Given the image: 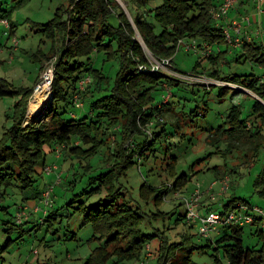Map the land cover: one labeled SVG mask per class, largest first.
Wrapping results in <instances>:
<instances>
[{"label":"trees","instance_id":"16d2710c","mask_svg":"<svg viewBox=\"0 0 264 264\" xmlns=\"http://www.w3.org/2000/svg\"><path fill=\"white\" fill-rule=\"evenodd\" d=\"M113 1L117 3L116 0H79L76 3L75 0H70L67 8L58 9L50 21L40 24V30L53 44L48 53L38 52L41 59L38 54H34V57L39 58L42 63L45 59L57 57L51 87L53 98L50 101L52 109L49 119L28 121V102L36 86L13 89L6 79L0 77V96H14L21 92V98L16 102L13 124L5 130L0 139V203L10 191L24 192L33 188L37 177L43 174L42 170L46 166V146L50 152H54L58 147L63 149L73 160V165H76L78 159L92 158L101 148L106 147L103 158L101 157L106 170L96 178L99 187L106 191L105 199L88 208L84 205L77 208L83 211L86 208V220L93 227L91 239L99 243L80 264H127L129 261L140 260L144 250L149 248L153 240L159 241L156 254L158 264H199L193 262L192 256L195 250H203L204 247L214 251L212 264H222L221 256L226 257L228 264H264V229H261L264 227V217L260 215H254L251 224L223 225L230 227L231 232L217 239L212 237V233L211 236L205 237L198 232V238L207 239L205 246L195 243V235L185 230L179 233V240H172L164 233L165 228L153 226V219L165 217L166 213L158 207L165 201L168 193L181 192L189 180V175L185 172L176 174L177 156L173 155L167 159L164 168L171 177H175L173 183L159 187L144 183L141 186L142 198L153 202L158 209L156 213L141 211L139 204L131 199L127 200L121 189L116 188L130 167L135 163L141 165L142 161H147L155 155V145L166 134V125L169 123L164 121V113L172 111L171 102L155 103V93L173 83L171 77L161 70L151 69L149 54L137 40L134 26L127 19L125 12L115 11ZM134 1L140 8L147 2ZM249 1L243 0L241 3ZM73 3L75 6L70 9ZM216 7L212 0H163L162 4L152 11L138 12L134 23L150 54L159 60L171 57L173 63L180 39L198 38L200 48L204 44L210 46L214 42H225L223 27L220 23H215L211 13ZM148 13H152L156 23L150 21ZM113 14L117 16L118 25L110 22V16ZM156 24L161 28L159 32L156 30ZM9 32L12 33L13 29L10 28ZM59 34H63V43L57 48L55 40ZM242 46L245 53L238 56L251 58L264 66L262 44L244 41ZM56 52L58 55L53 54ZM100 52H105L109 58H117L120 63L115 82L110 88L104 86L109 82V78L93 65L91 58L93 53ZM219 55L207 56L213 66L217 64ZM211 75L252 90L264 101V80L254 74L235 73L221 77L219 71L213 68ZM87 78L90 80L83 82ZM220 88L221 93H224L226 88ZM103 90H108V94L95 97ZM63 101L75 108H80L88 102L90 114L93 116L89 118V114H85L78 118L76 113L72 112L71 118L65 119L58 111V104ZM241 104L230 106L224 124L210 129L207 142L218 148L224 144L226 152L233 149L244 151L249 160L257 155L264 142V103L256 99L245 118ZM179 121L180 118H175L170 123L178 126ZM219 150L222 151L220 148ZM90 167L88 164L87 168ZM227 174L217 167L214 182H220ZM258 174L256 185H264V165ZM61 181L60 175L59 183ZM231 184L229 179V188L222 194L228 193ZM50 185L47 184L41 192L24 197L25 202L18 205L16 214L8 220L9 225L20 227L30 221L36 222L35 218L33 219L35 212L43 213L42 223L49 221L47 219L50 218L49 212L54 200L52 197V204L46 207L42 199L43 192ZM260 193L264 195V187ZM184 198L180 201L184 204L185 211L177 217L176 223L184 220L187 227L191 228L195 223L189 224L187 221ZM28 199H38L40 202L30 206ZM205 199L199 207L201 214L214 211L211 204L213 200L208 197ZM242 204L247 208V212L252 214L249 209L254 207L233 197L224 204V210L219 212L225 214ZM36 206H40V210L33 211ZM0 208L7 209L2 205ZM246 225H256L260 241L257 247L245 246L243 228ZM146 228L151 229L147 232ZM218 230L219 227L216 231Z\"/></svg>","mask_w":264,"mask_h":264},{"label":"rangeland","instance_id":"374dc122","mask_svg":"<svg viewBox=\"0 0 264 264\" xmlns=\"http://www.w3.org/2000/svg\"><path fill=\"white\" fill-rule=\"evenodd\" d=\"M69 1L0 0V60L2 61L0 64V77L6 79L13 89L32 88L43 83L49 60L45 59L40 69L41 57L38 52L48 53L52 48L53 41L40 30V24L50 21L58 9L67 8ZM119 1L116 0L117 3L113 1L115 11L117 13L125 12L127 19L135 28L137 40L141 42L143 48L155 61L141 39L140 32L134 23V17L138 12L152 11L162 4L163 0H147L141 8L136 6L134 0ZM212 2L214 5H218L221 0H212ZM2 19H6L10 27L3 24ZM149 19L155 22L152 13L149 14ZM110 22L118 25L117 16L111 15ZM156 27L159 32L161 30L160 26L156 24ZM10 28L13 29L12 33L9 32ZM248 31L256 30L248 29ZM260 31H262L261 27ZM61 35L63 34H59L55 40L57 48L63 43V36ZM252 38L251 42L264 46L262 36L254 35ZM185 40L200 42L198 38H185ZM210 49L214 56L220 53V58L214 66L202 51H187L184 46H180L173 57V63H171L177 71L204 77L196 78L193 80L194 82L186 83L183 79H180L181 77L177 71L163 67V73L168 77L172 76L170 80L173 85L170 87L167 85L165 89L158 90L155 93V103L161 104L163 102V104H167L171 102L172 111H165L166 113H164V121H169L166 125V134L157 141L155 155L147 161H142L141 165L135 163L128 169L126 176L122 177L116 185V188L121 189L127 200L131 199L139 204L141 211L156 213L159 209L165 212L164 218L153 219L152 224L155 228H165L164 233L172 240H179V233L185 230L195 235L193 237L195 243L203 246L208 241L205 238L196 236L199 232L198 222L188 228L184 220L176 223V219L185 211V206L180 201L182 197H188L198 185L201 188L200 190H208L216 180L215 171L217 167L221 172L228 173L226 177H230L232 184L227 194H221L220 182L215 183L213 193L216 198L211 202L214 211H223L224 204L228 203V200L232 197L237 198L241 203L264 209V195L260 193L264 185H256L258 173L264 165V142L257 155L249 160L244 151L233 149L226 152L224 151V144L220 145L219 148L222 150L220 151L218 147L207 142L210 129L224 124L225 117L232 104L239 105V103H242V115L245 118L250 113L249 111L256 99L262 101L252 90L212 76V69H217L221 77L235 73H251L264 80V66L251 58L245 59L238 56V54H241V50L232 54L230 51L235 48L229 46L226 41L214 42L210 44ZM34 54H38L40 59L34 57ZM53 54L58 55V52ZM91 58L93 65L102 70L109 78V82L105 83L104 86L110 88L114 84L120 68L119 60L115 57L109 58L105 52L93 53ZM164 59L171 60L172 58ZM162 64L163 62L161 66H163ZM53 77L54 73L52 82ZM220 87L226 88L224 93H221ZM36 92L34 90L29 98L27 115L30 104L35 102ZM108 92V90H103L100 95L98 94L95 97L108 94ZM20 98L21 92L14 96H0V139L3 137L5 130L13 124L16 102ZM47 105L39 116L29 122L49 119L52 104L49 102ZM58 111L65 119H70L72 112L76 113L78 118L83 117L85 114H89L88 117L91 118L92 115L90 114L88 102L80 108H75L63 101L58 104ZM175 118H180L178 126H173L170 123ZM105 150L106 147H103L92 158L78 159L76 165H73V160L66 155L63 149L58 147L54 152H50L49 147H45L47 154L46 166L56 163L60 169L56 172L47 173L44 172V168L42 170L43 174H39L33 188L24 192L19 190L10 191L0 203V205L7 207V209L0 208V246L2 247L0 250V264H37L40 262L80 264L89 256L99 243L97 240L91 239L93 227L86 220L85 212L86 208L98 204L101 199H105L106 191L104 188L99 187V182L96 180L97 175L106 170L104 162L101 161ZM173 155L178 157L175 166L176 174L179 175L185 172L189 175V180L181 192L174 194L172 191L168 193L165 201L157 209L152 201L142 198L141 186L144 183H148L152 187L173 183L175 177H171L164 170L168 162L167 159ZM88 164L91 165L90 168H87ZM58 175L62 177L60 183ZM47 184L54 185L52 193L54 203L53 207L50 208V218L47 219L49 221L42 223L43 213L35 212L34 214L31 213L30 216L33 214V219L35 218L34 221L36 222L30 221L20 226L22 229L9 225L8 220L16 214L18 205L24 201L23 198L31 196L34 192H41ZM206 197L208 196L203 195L201 199L203 200ZM27 202L31 204L30 206H33L32 204L35 205L40 201L38 199H28ZM83 205L86 207L84 211L77 209ZM29 209L28 212L30 213ZM249 210L253 215H260L251 208ZM52 214L55 216H51ZM149 229L146 228L145 231L149 232ZM261 229H264V227H261ZM256 231V225L244 226L243 239L245 246H258L260 241ZM227 232H231V228L221 225L218 232H212V237L217 239ZM158 242V240H153L149 248L144 250L143 257L140 260L129 261L127 264H158V256L156 255ZM213 253V249L209 247H204L203 250H195L192 260L199 264H212ZM221 260L222 264H228L226 257L221 256Z\"/></svg>","mask_w":264,"mask_h":264},{"label":"built area","instance_id":"2783aa9c","mask_svg":"<svg viewBox=\"0 0 264 264\" xmlns=\"http://www.w3.org/2000/svg\"><path fill=\"white\" fill-rule=\"evenodd\" d=\"M79 0H75V3ZM119 1V0H118ZM120 2V1H119ZM75 3H73L70 6V9H73L75 6ZM121 3V2H120ZM236 0H224L218 7L213 8L211 10V13L213 15V18L215 21H218L223 17L227 16L229 11L235 7ZM1 22L5 24L7 27L9 26V23L6 19H2ZM251 18L249 16H242V18L239 19H233L231 20L226 26L223 27V33L225 37V41L229 46L233 48L241 47L244 43V41H248L251 43L253 40L252 36L256 35L259 36L260 29L257 31H243V27L251 24ZM219 25V24H217ZM180 46H184L187 51L191 50H200L203 52L204 55L208 56L212 54V51L210 49V46L207 44L203 45V48L201 49L198 45V43L195 40L192 41H186L185 39H180L178 44V49ZM154 57V56H153ZM155 58V57H154ZM57 57H53L49 60V64L47 66L46 72L50 71L51 75L54 73V67L56 63ZM153 58L149 56V61L151 63V69L152 70H161L163 72V67L165 68H172L173 70L177 71L176 68L171 63L170 59H156L155 61L151 62ZM163 62V66H161V63ZM141 68H143L141 66ZM180 79L186 83L194 82L193 80L196 78H204L201 76H195L191 73H183L179 72ZM172 77V76H171ZM90 79L87 78L83 82H88ZM52 82V80H51ZM82 82V83H83ZM39 84L35 87V91L37 90ZM59 166L56 165V163L52 165H47L45 167V171L47 173L56 172L58 171ZM60 179V175H58V181ZM216 182H213L208 190L202 191L200 190V186L198 185L197 188L188 196L184 198V202L186 205V217L189 224L197 223L199 225V233L205 237L211 236V233L213 231H216L220 225H232V224H251L254 220V215L247 212V208L242 205H237L235 208L231 209L230 211L226 212L225 214H222L218 211H209L205 214H201L199 211V207L201 204V197L203 195L208 196L209 200H214L216 195L213 193L214 185ZM221 185V194L224 192H227L229 188V178L225 177L220 181ZM54 185H50L45 189L43 192V199L42 203L43 205L50 206L52 204V193H53ZM254 211L258 212L260 216L264 217V209L260 207H254ZM40 210V206L35 207V211Z\"/></svg>","mask_w":264,"mask_h":264},{"label":"crops","instance_id":"0c3cea01","mask_svg":"<svg viewBox=\"0 0 264 264\" xmlns=\"http://www.w3.org/2000/svg\"><path fill=\"white\" fill-rule=\"evenodd\" d=\"M224 0H221V2H219V4L217 5V7L223 2ZM241 1L243 0H236V4L235 7L232 8L228 15L225 17L223 16L219 22L215 21L216 24H221L222 26H226L231 20L233 19H240L242 18V16H249L251 18V24L244 26L243 27V31H248V29H253V30H258L262 29V31H260V37L262 36V38L264 39V0H250L249 2L245 3H241ZM257 28V29H255ZM239 48V49H238ZM237 49H232V54L234 52H240L238 50H241V54L245 53L244 47H238ZM42 65V62H41Z\"/></svg>","mask_w":264,"mask_h":264},{"label":"bare ground","instance_id":"6f19581e","mask_svg":"<svg viewBox=\"0 0 264 264\" xmlns=\"http://www.w3.org/2000/svg\"><path fill=\"white\" fill-rule=\"evenodd\" d=\"M44 81L41 83L36 92L35 102L30 104V110L28 112L27 118L28 121L35 119L37 116L43 112L44 108H46L49 104L47 101V95L51 91V80L52 75L50 71L44 74Z\"/></svg>","mask_w":264,"mask_h":264},{"label":"water","instance_id":"95a60500","mask_svg":"<svg viewBox=\"0 0 264 264\" xmlns=\"http://www.w3.org/2000/svg\"><path fill=\"white\" fill-rule=\"evenodd\" d=\"M52 98H53V92L50 91V92L48 93V95H47V101L50 102V101L52 100ZM262 102L264 103L263 100H262Z\"/></svg>","mask_w":264,"mask_h":264}]
</instances>
